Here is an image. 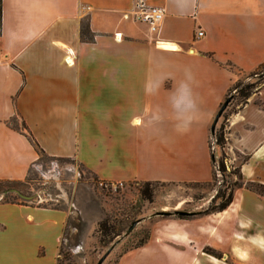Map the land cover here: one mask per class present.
Here are the masks:
<instances>
[{
	"label": "crops",
	"instance_id": "obj_1",
	"mask_svg": "<svg viewBox=\"0 0 264 264\" xmlns=\"http://www.w3.org/2000/svg\"><path fill=\"white\" fill-rule=\"evenodd\" d=\"M145 3L164 9L154 31L133 19V0H0V180H24L38 157L14 118L45 155L99 180L211 177L210 124L236 78L227 64L251 73L264 63V0ZM256 113L243 174L264 161ZM250 192L192 225L155 219L147 242L117 264H264V198ZM66 219L61 209L0 203V264H57Z\"/></svg>",
	"mask_w": 264,
	"mask_h": 264
},
{
	"label": "rangeland",
	"instance_id": "obj_2",
	"mask_svg": "<svg viewBox=\"0 0 264 264\" xmlns=\"http://www.w3.org/2000/svg\"><path fill=\"white\" fill-rule=\"evenodd\" d=\"M227 65L236 78L227 92L229 101L215 122L214 131H209L208 134L211 177L207 181L108 182L97 179L72 159H52L45 154L38 156L31 164L20 193L30 198L23 200L61 209L67 213L57 264H97L108 249L110 251L101 264H117L126 250L138 248L147 242L151 235L150 227L155 219H186L192 225L194 218L208 214L203 211L211 205L212 197L219 188L225 189L229 182H250L264 186L263 160L252 161L245 167L244 174L241 172L242 164L248 163L249 141H254L253 137L258 131L256 128L252 129L249 121L258 123L257 109L264 111V63L251 73H244L231 64ZM247 86H250V95L248 98H242L241 89ZM242 115L247 119V122H243V125L247 124L245 127L239 124ZM22 123L18 118L11 120V126L15 130L26 133ZM221 127L225 141L222 147L215 142V132H219ZM240 141L247 150L242 151L233 145ZM219 160L223 162L224 171L220 170ZM237 170L241 174L240 180L235 173ZM247 190L245 186L233 188L232 200L240 197V192ZM250 193L254 197L264 198V195L254 191ZM177 210L189 214H159L161 211L173 213ZM134 220L139 221L129 233H125ZM112 230L119 234L113 235ZM101 235L104 242L100 241ZM192 238L189 244L195 246ZM142 240L145 241L140 244ZM195 248L197 249L196 246ZM202 250L206 254L221 257V254L212 248L204 247Z\"/></svg>",
	"mask_w": 264,
	"mask_h": 264
},
{
	"label": "trees",
	"instance_id": "obj_3",
	"mask_svg": "<svg viewBox=\"0 0 264 264\" xmlns=\"http://www.w3.org/2000/svg\"><path fill=\"white\" fill-rule=\"evenodd\" d=\"M80 36L83 39H92V37L89 35L88 29H87V24L82 23L80 26ZM250 95V86L244 87L241 89L240 96L242 98H248ZM227 98V97H226ZM225 98V99H226ZM22 127L24 130H26V133H23L22 130H20L29 143L32 145V147L35 149L37 152L38 156L40 157L41 155H44V152L41 150L39 145L37 144L36 140L33 138L32 134L29 132L27 127L25 126L24 123H22ZM215 142L219 146L224 145V133L222 132V127L220 128L219 132H215ZM52 159H59L52 157ZM219 162V167L221 171H224V166L223 162L221 160ZM237 178H241L240 171L237 170L236 172ZM27 180V175L24 180L22 181H14V180H0V203H30L34 204L32 202H27L21 198H19L18 193H21V186L25 184ZM245 186L246 189L254 191L260 195H264V186L259 185V184H253L250 182L242 183L241 181L233 182L230 184V182L225 186V189H218L215 195L211 199V205L204 210V213H209V212H214V211H222L224 210L232 201V189L233 188H240ZM228 190V191H227ZM38 205V204H37ZM38 206H43V207H49L45 205H38ZM113 235H118L119 233L114 232L112 230ZM101 242H104L105 240L103 239V236L101 235L100 238ZM145 240L140 241L139 243L142 244ZM137 246V245H136Z\"/></svg>",
	"mask_w": 264,
	"mask_h": 264
},
{
	"label": "built area",
	"instance_id": "obj_4",
	"mask_svg": "<svg viewBox=\"0 0 264 264\" xmlns=\"http://www.w3.org/2000/svg\"><path fill=\"white\" fill-rule=\"evenodd\" d=\"M132 15L133 19L145 23L150 31H154L163 18L164 9L160 6L147 5L145 0H133ZM124 16L127 17L126 14ZM202 35L203 31L196 32L197 37ZM115 37L120 38V33H116Z\"/></svg>",
	"mask_w": 264,
	"mask_h": 264
},
{
	"label": "water",
	"instance_id": "obj_5",
	"mask_svg": "<svg viewBox=\"0 0 264 264\" xmlns=\"http://www.w3.org/2000/svg\"><path fill=\"white\" fill-rule=\"evenodd\" d=\"M228 101H229V99L227 98V99L222 103V105L220 106L218 112L216 113L215 119L213 120V123H212L211 129H210L211 133H213V131H214V124H215V122L217 121V119H218L220 113L225 109V107H226ZM18 196H19L20 198H22V199H25V200H27L28 198H30V197L24 196V195H22V194H20V193H18ZM159 214H160V215H166V216H169V215H171V214H173V215H178V216H182V215H187V214H189V213H188V212H183V211H178V210H177V211H174L173 213L165 212V211H161V212H159ZM138 221H139V220H134V221L128 226V228H127V230H126L125 233H129V232L135 227V225L138 223ZM109 251H110V249H108V251H107L104 255L101 256V258L98 260L97 264H101V263H102V261L104 260V258L106 257V255L109 253Z\"/></svg>",
	"mask_w": 264,
	"mask_h": 264
}]
</instances>
